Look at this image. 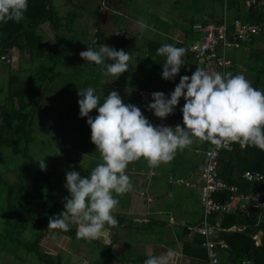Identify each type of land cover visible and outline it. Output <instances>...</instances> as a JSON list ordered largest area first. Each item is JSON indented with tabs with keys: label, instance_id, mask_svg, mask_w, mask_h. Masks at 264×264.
I'll use <instances>...</instances> for the list:
<instances>
[{
	"label": "crops",
	"instance_id": "crops-1",
	"mask_svg": "<svg viewBox=\"0 0 264 264\" xmlns=\"http://www.w3.org/2000/svg\"><path fill=\"white\" fill-rule=\"evenodd\" d=\"M95 1L93 19L85 15H83L85 18L82 19V15H78L75 11H70L66 16L61 17L56 14V9L51 1L54 13L66 22L65 24L62 23L64 25L63 28H69L71 29L70 33L73 31L75 33L79 29V24L86 22L89 25L88 30L91 31L93 36L87 43L73 41L71 44L68 42L63 44L61 42V45L65 48L62 53L63 56L58 55L55 58H45L48 66L51 64L54 66L53 74L55 75L53 77L54 81L51 84L50 81L48 83L50 85L47 84L48 90L46 92L58 93L59 91L61 93L63 85L56 82L57 78L61 77L62 74L59 71L56 72L60 62L65 68L73 70L74 75L89 72L92 77L96 73L95 69L98 67L100 68V72L98 73L103 74L104 68L102 65L89 64L79 55L80 52L87 50L88 47L98 50L102 45L107 44H92L97 31L94 26L96 22L94 15L98 10L100 14L99 27L106 37L117 36L122 32H127L128 40L133 42V48H123L125 52L131 53L132 56L129 71L125 73L136 71L135 80L137 82L135 86L125 84L120 86L116 84L112 85V83L105 81L101 85L91 84L88 87L99 90L101 102L111 91H117L125 103H131L140 107L143 115L154 125L175 127L179 124L183 127L181 112L185 103L183 98L180 99L179 104L174 109V114L169 115L163 120L157 118L147 108V105L152 102L151 94L153 92H163L166 97L170 98V94L179 83L180 77L184 76L179 73L173 82L171 80H158L139 87V81L143 77L141 67L152 57V54L147 49V44L149 41L164 43L168 39L183 41L184 32L190 30L198 31L199 39L194 41L198 42L201 37L199 28L204 22L212 21L220 23L224 14L226 15V8L225 6L222 7V2H226V0H143L149 3V7L145 11L147 14L145 15H158L156 23L149 22L147 18L144 19V22L151 27L143 31H141L137 24V21L142 16L141 11H144L142 10L144 7H141L137 3L140 0ZM81 8L84 7L82 6ZM192 15L196 16L195 20L192 18ZM210 15L214 19L211 20L209 18ZM188 16L190 17L188 18ZM170 17L173 18L170 19ZM218 20L221 21L218 22ZM70 22H73L72 26H70ZM186 22L190 25L188 29L182 25V23L185 24ZM74 24L77 29H73ZM38 30L43 37L44 46L45 39L53 36V45L49 49H46V47L45 49L50 50L53 48L56 42V33L51 24L45 22L40 25ZM156 35L162 36L164 40H156ZM229 40L230 43L225 46L224 52L231 47H242L239 43H234V40ZM219 51L222 52V48ZM7 55L12 59V62L8 64L0 63V65H11L10 67H12L9 74L6 72L1 74L0 72V77L3 76L5 82L4 87L0 88V95H2V99L0 100V147L4 146V143L10 140L11 137L10 130L3 120L4 116L10 112L8 94L10 92L11 79L17 78L20 81L22 79L30 82L33 81L31 85L34 88L33 93H28L24 99L25 105L28 107L26 101L29 96L36 94V96L42 95L44 98L46 92L44 91V81L41 82V77L42 80L48 78V73L41 74L38 72L39 70L37 71L38 67L34 65L35 61H44L45 59L32 60L26 52L15 47ZM228 59L230 60V65L227 68L228 72L233 75L242 73L248 78L246 66H243L242 63H236L230 58ZM198 67L204 68L209 72L217 71L221 73L213 63L199 62ZM39 75L42 76L39 77ZM64 75L71 74L65 73ZM36 79L38 80L37 83L35 82ZM21 87V84H19V89ZM83 88L86 89L87 87L84 86ZM76 110H78V107L73 106L67 109L62 117L61 115H56V117L63 120L64 126L73 128L74 133L76 132V135L79 136L75 128L79 126L80 122L73 114ZM43 128H47V126ZM209 145L210 142L208 141H200L194 138L193 144L187 147V150L199 156V162L193 165H190V157L181 155V151H177L175 158L170 163L161 164L155 168L149 167L147 161L143 158L130 163L126 171L133 181V189L117 197L119 205L113 215L119 222L118 226L112 228L105 225L102 236L98 239L85 240L77 237H75L76 239L67 237L60 233L59 229H48L47 225L45 235L41 241L42 251L54 256L66 250L73 258L83 259L85 264H144V261L150 256L159 255L160 252L168 249L174 253L171 264H207V253L205 247L202 245L204 238L196 232V227L202 221L199 191L202 181L198 175V170L204 163V152L209 148ZM72 147L74 151L77 149L75 145ZM77 157L79 156L77 155ZM98 157L100 156L98 155ZM99 161L102 162L101 157ZM151 169L154 174L147 179L146 174ZM171 172H177V176L173 177ZM1 233L3 234L2 223L0 225ZM11 246V243L8 246L5 242H0V264H26L27 253L23 251L22 258L20 254L18 255L12 251ZM73 254L77 256H73ZM219 257L222 264H225L224 260H227V256L224 249H219Z\"/></svg>",
	"mask_w": 264,
	"mask_h": 264
},
{
	"label": "clouds",
	"instance_id": "clouds-1",
	"mask_svg": "<svg viewBox=\"0 0 264 264\" xmlns=\"http://www.w3.org/2000/svg\"><path fill=\"white\" fill-rule=\"evenodd\" d=\"M27 11L28 0H0V23H19ZM137 24L141 31L151 27L143 17ZM186 52V48L172 44L157 49L158 55L166 57L164 80H174L179 74ZM79 55L89 64L102 65L103 75L115 79L129 71L132 60L131 53L107 44L98 50L88 47ZM78 95L80 116L87 117L91 142L102 162L87 177L74 170L66 172L64 186L70 195L64 198L65 210L49 217L48 229L67 232L75 224L80 239H98L105 225L118 226L113 213L119 205L117 197L133 189L126 171L132 162L143 158L152 168L170 163L177 151L193 144L194 138L216 146L239 143L264 151V91L254 88L242 73L222 74L197 67L190 77H180L170 98L163 92H153L147 108L161 120L174 114L180 99H184L183 127L152 124L140 107L125 103L117 91H111L102 102L93 87L79 90ZM94 109L98 114L93 118L89 114ZM39 167L46 170L44 159ZM173 256L166 249L147 258L144 264H171Z\"/></svg>",
	"mask_w": 264,
	"mask_h": 264
},
{
	"label": "trees",
	"instance_id": "trees-1",
	"mask_svg": "<svg viewBox=\"0 0 264 264\" xmlns=\"http://www.w3.org/2000/svg\"><path fill=\"white\" fill-rule=\"evenodd\" d=\"M246 2H250V5L246 6ZM223 6L226 8V15L227 11L230 12L233 20L245 19L261 26L257 35L252 36L244 43L239 42V44L249 49V64L246 67L247 79L254 88L264 91V2L262 0H226V2H222ZM94 16L96 19L94 26L97 29L93 38V40H97L95 44L107 43L115 49L133 48V42L128 40L127 32L106 37L99 27L100 14L98 10ZM209 18L214 19L212 15ZM61 21L62 18L54 13L51 0H28V11L24 20L19 23L12 21L0 23V55H7L14 47L26 52L32 60L45 59L46 57L55 58L62 55L65 49L61 45L62 39L71 32V29H63L64 25ZM220 21L218 20V22ZM45 22H49L56 33L55 45L50 50L45 49L43 37L38 30L40 25ZM228 26V38L233 40L232 22ZM184 33L183 41L168 39L164 43L148 42L147 49L152 57L141 67L143 77L139 81V87L158 80L166 81L162 78L166 57L157 54V49L164 44L187 49L186 55L182 58L184 63L181 66L180 74L189 76L196 71L199 61L191 53L190 45L199 39V33L195 30ZM53 67L52 64L48 66L46 63H42L37 69L41 74L48 73L46 80H42V75H39L41 82L44 81L45 92L48 90L47 86L54 81ZM49 82L50 84H48ZM19 84L22 86L20 89ZM32 84L33 81L11 79L8 94L10 112L3 119L4 124L10 130L11 137L4 145L9 148L12 156H20L23 161L14 170L17 175L15 184L10 183L0 173V194L2 191L5 192V218L2 222L4 236L2 234L1 237L2 242L8 241L19 247L20 250L22 249L27 255L34 256L42 264H62L59 255L53 256L41 249V241L45 235L49 217L58 215V210L62 206L60 201V195H63L62 190H55L52 187L53 182L58 184L64 182L65 184L66 179L62 176H55L53 179L49 168L46 166V170H41L40 161L28 151L33 141L34 116L43 99L42 95H38L33 107L30 109L26 107L24 99L28 93H33ZM73 114L80 122L78 126L79 140L77 141L80 145L84 138V131L89 125L87 117L82 118L79 110ZM97 114V110H93L89 115L94 118ZM245 170L257 171L264 175V151L253 146H242L239 143H233L232 148L221 151L218 175L230 186H237L241 192L251 190V186L242 180ZM255 187L260 188L257 185ZM230 195L229 191L220 192L216 199L225 203L230 199ZM262 200L264 201V191ZM259 214V210L251 208L248 213L233 211L219 217L220 226L224 229L231 226L245 227L240 231H222L219 234V237L223 238L227 245L222 249L226 252L228 264H241L245 260H249L253 264H264V214L260 220L258 219ZM213 220H217L216 217ZM76 230L77 226L72 224L69 231H59L67 237L76 239ZM259 232L261 234L257 243L253 237Z\"/></svg>",
	"mask_w": 264,
	"mask_h": 264
},
{
	"label": "rangeland",
	"instance_id": "rangeland-1",
	"mask_svg": "<svg viewBox=\"0 0 264 264\" xmlns=\"http://www.w3.org/2000/svg\"><path fill=\"white\" fill-rule=\"evenodd\" d=\"M52 4L55 7V12L59 16H66L68 12L75 11L78 15H82L81 18H85V16L91 17L93 19L94 4L95 0H51ZM142 8L141 14L143 19H146L149 22H155L158 18L156 14L145 15V11L147 7H149V3L140 0L137 2ZM146 4V6H145ZM84 8H81V7ZM206 6V4H205ZM85 12V14H83ZM89 14V15H88ZM85 15V16H83ZM78 16V17H80ZM227 24H230L233 21V16L230 12L227 11ZM190 16H188L189 18ZM173 17H170L172 19ZM192 18L195 20L196 16L192 15ZM70 20V19H69ZM197 23V21H195ZM61 23H66L64 20ZM73 22H70V26H72ZM156 23V22H155ZM184 27L187 29L189 28V24L186 22L185 24L182 23ZM44 27V26H43ZM78 31H74L72 33L69 32V36H65L62 39V43L68 42L71 44L73 41H80L83 43H87L89 39L93 36L90 30H88L89 25L85 23L79 24ZM63 28V27H62ZM77 29L74 24L73 29ZM64 29V28H63ZM147 32V31H146ZM156 40H164V38L160 35H156ZM53 45V36L50 38L45 39V47L49 49ZM63 56V55H62ZM60 56V57H62ZM225 56L232 59L236 63H242L243 66H248L249 64V49H245L243 47H231L226 50ZM59 57V58H60ZM47 60L44 61L38 60L34 62V65L38 67L42 63H46ZM11 66V65H10ZM9 65H0V72L3 74L6 72L7 74L10 73L12 67ZM60 72L61 77L57 78L56 82L63 85L61 93H52L48 91L44 94L43 102L39 105V108L36 111L35 119L33 122V141L29 147V153L38 159L40 162L44 159L46 166L49 168L51 172L52 178L55 176H62L63 178L66 177L67 171H77L80 173L82 177H87L90 172L94 169L97 163H99L100 153L96 151V146L91 142V130L90 126L84 131V138L82 144H78L77 141L79 140L76 132L74 133L73 128H68L64 126L63 120L57 118L56 115L63 116L67 109L71 107H78V100L81 97L78 95V91L84 90V86L88 87L91 84H100L102 82L107 81L108 83L116 84V85H128V86H135L137 80H135L136 71L123 73L119 76L118 79L112 76H104L100 72V68H96L93 76L91 74L82 72L79 75H74V71L68 68H65L61 62L58 64V68L56 72ZM65 73L71 75H64ZM173 82V80H171ZM4 78L3 76L0 77V88L4 87ZM65 84V86H64ZM96 90V94L99 95V90ZM1 94V93H0ZM2 99V95H0V100ZM36 101V94L34 96H29L27 98L28 109L32 108L34 102ZM80 111V110H79ZM65 120V119H64ZM67 123V121H65ZM61 123V124H60ZM47 126V128H43ZM42 129V130H41ZM75 131L80 132L79 128H75ZM77 140V141H76ZM76 144V150H73V145ZM79 145V146H78ZM78 146V147H77ZM79 153V154H78ZM79 157H77V155ZM183 156L190 157V165L196 164L199 162L198 155L194 154V152L187 150L185 148L183 151L180 152ZM23 159L20 156H12L10 154L9 148L4 145L0 147V173L2 176L7 179L10 183L15 184L17 182V175L15 174L14 170L21 163ZM84 168V170H83ZM177 172H171L173 177L177 176ZM54 179V178H53ZM25 182V180H24ZM63 184H58L53 182L52 187L55 190H62L63 195H60V201L62 206H60L58 210V214L64 211V198L68 197L70 194L67 193V189ZM4 203H5V192L2 191L0 194V225L5 218V210H4ZM2 231V229H1ZM0 234V242L2 243ZM4 236V233L3 235ZM27 236V234H26ZM5 240V239H4ZM6 244L9 246V242L5 241ZM12 251L17 253L18 255L23 258L22 249L20 250L19 247L11 244ZM73 256H77L73 254ZM60 260L63 264H85L83 259H79L77 257L73 258L71 254H68L66 250L59 253ZM225 264H228L227 260H224ZM19 264V263H17ZM26 264H42L36 260V258L32 255H27Z\"/></svg>",
	"mask_w": 264,
	"mask_h": 264
},
{
	"label": "built area",
	"instance_id": "built-area-1",
	"mask_svg": "<svg viewBox=\"0 0 264 264\" xmlns=\"http://www.w3.org/2000/svg\"><path fill=\"white\" fill-rule=\"evenodd\" d=\"M250 2H246L249 6ZM226 16L222 17L220 23L208 21L200 26V40L194 42L190 47L191 53L195 58L202 63H213L222 74L229 73L227 68L230 65V60L225 56L224 48L230 43L228 38L229 26L227 25ZM232 37L234 43L246 42L252 36L257 35L261 26L253 24L245 19H234L232 21ZM97 42L93 40L92 44ZM222 48V52L219 50ZM11 63L12 59L8 55H0V63ZM233 143H224L222 146H216L210 143L209 148L204 152V163L198 170V175L201 178L200 203L202 207V221L196 227V232L199 233L204 241L202 245L207 253V264H222L219 257V249L226 248V242L219 237L222 231L236 232L243 230L244 226H231L224 229L220 226L219 217L233 211L248 213L251 208L260 211L258 219L260 220L264 214V201L262 195L264 191V175L257 171L245 170L242 174V180L246 181L251 190L247 192L239 191L237 186H230L218 175V161L220 153L223 150L232 148ZM154 174L153 170H149L146 178H150ZM260 186L257 188L255 186ZM231 192L230 199L225 202H219L216 196L220 192ZM148 200H150L148 198ZM216 219L213 221V218ZM259 234L255 235L258 243ZM241 264H253L249 260L243 261Z\"/></svg>",
	"mask_w": 264,
	"mask_h": 264
},
{
	"label": "water",
	"instance_id": "water-1",
	"mask_svg": "<svg viewBox=\"0 0 264 264\" xmlns=\"http://www.w3.org/2000/svg\"><path fill=\"white\" fill-rule=\"evenodd\" d=\"M264 2V0H262Z\"/></svg>",
	"mask_w": 264,
	"mask_h": 264
}]
</instances>
